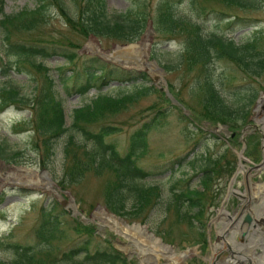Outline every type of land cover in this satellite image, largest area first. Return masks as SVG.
<instances>
[{"label": "rangeland", "instance_id": "rangeland-1", "mask_svg": "<svg viewBox=\"0 0 264 264\" xmlns=\"http://www.w3.org/2000/svg\"><path fill=\"white\" fill-rule=\"evenodd\" d=\"M63 1L68 10L74 9L73 0ZM159 1L151 0L150 5H147V10L152 15L155 13ZM106 2L110 13L126 12L133 7L131 0H106ZM257 2L259 10L253 11L238 8L227 9L215 1L184 0L182 4L176 7V13L182 19L201 22L207 34L224 35L239 44L257 39L260 48L264 49V0H258ZM36 6L35 0H5L3 13L0 14V21L6 16L17 15L23 10H34ZM199 13H201L200 16ZM229 21H234V23L229 25ZM149 23L153 29L148 39L151 42L149 54L156 47L155 52L158 59L163 64L167 63L175 66L178 63V55L182 50V44L178 41L156 40L152 22ZM49 30L66 49L75 51L84 59L96 56L95 53L98 50L107 55L113 54L117 47L109 41L100 42L92 36L88 39L82 38L66 25L64 18L56 9L50 10L48 26L45 30H42L41 34L45 35ZM40 31V29H37L30 35L15 33L12 38L26 41L31 37H36V34ZM144 38L145 35L137 43L144 40ZM3 40V30L0 28V56L5 61L13 62V70L8 73H4L3 68L0 67V146L5 151H14L20 154L15 159L18 162L17 164H14L13 161L7 163L0 160V259L9 261L12 258V250L8 247L11 244L19 243L33 246L37 244L34 229L38 224L42 207L47 208L52 205L56 207L55 213L60 216V220L65 224L67 237L59 243L61 248L68 247L78 238V235L72 230L74 218L59 204L62 201L61 199L45 188L35 189L30 185H24L27 182L40 181L39 177L33 176L29 170L21 168L26 167L38 174L45 169L50 172L54 181V188L61 190L62 192H60L65 198L74 200L82 215L92 221L87 223L82 218L78 219L87 226L93 225L95 227V247L104 249L107 247L105 241H111L118 252L130 258L128 259L130 264H156L155 259H153L152 243L154 241L148 240L142 232L140 233L143 237L134 236L133 239H129L126 236L130 232L115 227L114 222L119 221V224H125L128 227L140 224L148 233H153L155 237L161 238L164 243L171 245L173 248L171 250L162 244L163 248L167 250L166 255L168 257L165 256L157 264H172L171 255L173 253L179 255L189 250L192 251V254L181 260L180 264H204L205 260L203 259L210 258V255L208 251L204 258L201 257L204 255L202 251L204 244L202 242L208 236V226L212 220H218L215 224L220 228L223 221L219 216L227 193L233 188L242 192L246 185V178H249L250 183L261 182L264 184V171L259 177H252V174L247 172L252 163L255 162L249 158L248 137L244 139L247 142L246 144H244L242 138L232 141L230 131L226 126L214 125L205 121L200 115L201 107L197 104V99L194 96L196 94L197 69L188 71L181 67L164 76L152 66L147 65L151 59L146 58L145 52L141 50L118 55L115 65L128 70L145 72L150 80V83H148L150 86L160 84V87H164L163 83L166 81L168 89H172L178 95L179 100L184 104H190L195 111L194 113L190 112L184 105L185 109L182 106L175 108L176 104L172 105L173 108L165 103L159 95L154 94L130 110L111 119L112 124L123 130L111 140L117 143L121 151L124 152L128 146L131 133L139 128L143 119L150 114L149 108L155 102L160 103V106L169 107V112L162 119L160 128L150 133L148 138L149 153L140 161V166L151 174L140 185L146 189L157 187L158 190L151 197V202L149 204L143 203V205L138 199L136 191H128L125 197L126 205L122 212L123 215H117L108 207L106 185L109 177L107 174L100 177L89 174L76 186L67 185L66 188H63L60 185L65 177L63 149L68 136L62 137L57 142L55 156L47 161L46 166L43 167V157L34 148L33 144L34 132L31 123L33 115L29 100H32L35 95V80L41 84L44 78L29 65L22 66V72L18 71V68L14 66L17 57L12 54L8 55ZM36 61L48 66L51 70V77L55 80H58L60 68L66 65L65 58L60 55L48 60L39 58ZM211 71L217 83L224 81L223 85L220 83V86L224 91L223 94L228 97L229 94L244 88L245 84H251V81L245 77L242 70L231 63L216 62ZM259 80L264 86V80ZM119 87L128 86L113 81L109 86L103 87L101 92L115 96L119 94ZM57 90L60 98L64 101L67 127L72 124L74 110L85 106L89 103L90 98L96 97L99 93V90L94 88L85 96L67 97L61 87H58ZM8 92H17L18 96L16 98L24 99L25 103H15L1 107L3 97L4 95L7 97ZM183 113H186L187 118H184ZM262 125L263 120L256 113L251 124L252 127L250 126L247 131L253 133L255 130V133H258L255 135L260 136L261 145L259 154H257L261 156L260 160L263 155L261 147L262 138H264L261 130ZM239 154L244 156L242 161L245 167L238 175L235 185L230 187L232 178L223 173L219 178L214 179L209 189L205 191L200 183L201 172L205 169L206 164L208 165L209 159L216 161L225 156L224 163H232L235 172L238 169ZM255 164H259V162ZM19 184L24 186L21 187ZM44 186L50 188L48 182ZM189 190L205 192L206 208L204 209L205 215H202V218L206 217L208 219L204 220L205 224L202 226L195 219L191 220L187 217L194 216L197 213L196 209L191 208V203L186 201L184 204L183 202L180 204L176 200L175 193L183 192L187 194ZM256 192L254 190V195L258 196ZM247 197L245 194V198ZM244 200V207H254V202L250 204L247 203V199ZM234 201L235 197L232 196L227 202L226 209L230 213H233ZM192 222L196 224L197 228L192 227ZM200 233H203L205 237H201ZM139 238L142 240H139ZM223 252L224 250L220 247H217L215 251L218 255Z\"/></svg>", "mask_w": 264, "mask_h": 264}, {"label": "trees", "instance_id": "trees-1", "mask_svg": "<svg viewBox=\"0 0 264 264\" xmlns=\"http://www.w3.org/2000/svg\"><path fill=\"white\" fill-rule=\"evenodd\" d=\"M34 10H23L14 16H6L0 21L3 30V45L7 47L8 55L17 57L14 66L22 72V66L29 65L44 81L37 80L34 96L29 100L32 110V126L34 132V148L43 157L42 165L51 160L56 154L57 142L68 136L64 145L65 177L60 184L63 188L80 184L89 174L103 176L109 180L106 185L108 207L117 215H123L126 205L125 197L128 191H136L140 202L149 204L157 187L144 188L143 183L151 176L140 166V161L149 153L148 138L151 132L160 128L162 119L168 114L169 107L160 106L155 102L149 108L150 114L143 119L140 127L131 133L124 152L111 139L123 130L110 121L117 115L126 112L147 99L150 95H159L169 106L173 105L170 98L154 86L145 72L127 70L109 64L100 58H82L73 50L66 49L57 41L50 30L42 35V30L48 26L51 9L58 10L66 25L79 36L88 39L90 36L100 42L109 41L114 45H127L138 42L144 36L149 22H152L156 40L166 42L178 41L182 50L178 55L175 66L163 64L158 59L155 48L151 59L159 62L167 73L181 67L188 71L197 69L195 79L197 104L201 107L202 118L214 125L221 124L235 134L231 140L240 138V132L253 123L254 109L264 86L259 79L264 80V49L260 48L258 40L244 44L236 43L224 35L207 34L201 22H193L177 16L176 7L184 0H160L155 13L147 10L151 0H131L133 7L126 12L110 13L106 0H73L74 9L68 10L63 0H35ZM222 4L227 9L259 10L258 0H206ZM4 0H0V14L4 10ZM201 13H199V16ZM232 25L234 21H229ZM40 29L36 37L26 41L14 40L13 34L30 35ZM157 44V43H156ZM159 44V43H158ZM63 56L65 64L60 68L58 80L51 77V70L36 59L48 60L54 56ZM216 62H226L237 66L251 81L245 84L229 97L223 94L224 81L216 82L211 68ZM72 66L73 68H68ZM0 67L4 73L13 70V62L5 61L0 56ZM68 71V72H67ZM227 79V76L225 77ZM113 81L128 87H119V94L112 96L99 92L85 106L74 110L72 124L66 126L65 108L57 88L61 87L67 97L74 95L85 96L91 89L99 91L109 86ZM170 93L182 106L190 112L194 109L190 104H184L178 95L170 89ZM6 92V91H5ZM6 94V93H5ZM3 97V106L24 104V99H17V92H8ZM183 106V107H184ZM173 107V106H172ZM180 108V106H174ZM173 107V108H174ZM184 118H187V115ZM147 119V120H146ZM260 136H248L249 158L257 162L260 155ZM20 153L5 151L0 146V160L7 163L15 160ZM225 156L216 161L209 159L208 165L201 172V186L207 191L220 175L226 173L230 178L234 174L232 163L226 162ZM46 160V161H45ZM208 161V160H207ZM205 192L190 191V194H175L176 200L190 202L192 209H197L191 220L201 221L206 207ZM57 208L48 206L40 209L38 224L34 229L37 244H11L12 258L9 261L0 259V264H130L128 259L118 252L111 241H105L107 247H95V227L85 225L74 219L72 230L78 238L66 248L59 243L66 237L65 224L56 212ZM66 213V211H65ZM63 223V224H62ZM192 226H195L193 222ZM201 237L203 233H200Z\"/></svg>", "mask_w": 264, "mask_h": 264}, {"label": "flooded vegetation", "instance_id": "flooded-vegetation-1", "mask_svg": "<svg viewBox=\"0 0 264 264\" xmlns=\"http://www.w3.org/2000/svg\"><path fill=\"white\" fill-rule=\"evenodd\" d=\"M251 188H252V185H250V187L245 185L244 189H242V193L233 192L232 189L229 190L228 193H231L232 195H234L235 201H236V202L234 201V203H233V205H234L233 212L243 213L245 211V209H244L245 200L244 199H247V198H245V194L247 195V192H250ZM243 193H245V194H243ZM262 196L264 197V193L261 196H259V198L257 197L258 200L255 199L254 207L250 208L251 213H257L259 215L264 214V207H263L264 206V198ZM247 203H248V201H247ZM250 204H252V202ZM262 211H263V213H262ZM244 216L245 215H243L242 218H244ZM219 217L223 221L220 225V228H218L217 224H215V222L218 220L211 221L209 226H208V229L210 227H212L211 240L209 239V234H208V241H207V250L209 251L210 258L203 259V260H205V264H210V262H212L213 264H218L221 257H224V255L226 256L228 254L227 252L221 253L220 255L215 253L216 247L214 244L217 241L223 240L222 232L224 231L225 222L229 221L231 219V217L229 215H226V213L221 212V211H220ZM246 218L247 217H245V220H246ZM263 218H264V216H263ZM257 222H258L257 227L259 229L258 232L254 230L255 232L252 233L251 237L248 240H245V238L243 239L246 242V245H247V243L249 245V246L245 245V247L243 248V252H245L246 256H247V258L245 260L246 264H264V261H263L264 260V245H263L264 242L256 245L257 244L256 242H258V239H257L258 236H261L264 239V221L259 220ZM262 226H263V228H262ZM238 235L239 234H236V236H238ZM230 238H231V236H230ZM236 240H241V237H236ZM208 251H207V253H208ZM201 257L204 258L203 256H201ZM210 259H211V261H210Z\"/></svg>", "mask_w": 264, "mask_h": 264}, {"label": "water", "instance_id": "water-1", "mask_svg": "<svg viewBox=\"0 0 264 264\" xmlns=\"http://www.w3.org/2000/svg\"><path fill=\"white\" fill-rule=\"evenodd\" d=\"M151 32H153V30H152L151 26L149 25V27H148V29L146 31V34H145V38L141 42L132 43V44H129V45H126V46H117L116 50L114 51V53L110 54V55H107V54H105V53H103V52H101L99 50L96 51L95 54L98 57H100L102 60H104L106 62H109V63H114V64H116V60H117L119 54H128L129 52H132L134 50H141V51L145 52L146 58H150L149 50H150L151 42L148 41V39H149V36H150ZM147 65L148 66H152L156 71H158V72L162 73L164 76H166L165 70L158 64V62L156 60H151L149 62V64H147ZM163 84H164V87H160V84H156V85L160 88L161 92L165 93L172 100V102L174 104H178L174 100L172 95L170 94V92L168 90V87H167V84H166V81ZM262 111H264V95L259 99L258 108L256 109V112H258L259 115L262 114ZM243 136H246L245 132L243 133ZM240 158H242V155H240ZM263 167H264V162L262 164H260V165L254 166L253 168H251V170L252 171H256V170L259 171ZM243 168H244V165L242 163H240L239 164V169H243ZM29 171L32 172V174L39 176L42 180H46L50 184V188H53L54 182L52 180V177H51L49 171L44 170V171H42L41 174H37L35 171L30 170V169H29ZM28 185H30L31 187H34L35 189H40L42 187L39 182H31V183H28ZM52 193H54L55 196H57L58 198L62 199L61 205L63 206V208L65 210L68 211V213L71 216H73V217L82 216V214L78 210L77 204L75 203L74 200H66L63 197V195L60 192H58L57 190H55V189H53ZM82 219L85 220L84 217H82ZM87 221H89V220H87ZM245 222H247L249 224H252L253 218L251 216H247ZM245 222H243V223H245ZM137 225L140 226V224H137ZM240 225H242V223H240ZM243 236L246 237L247 233L244 232ZM165 246H167V245H165ZM186 257L187 256H185V254H184L183 258H186Z\"/></svg>", "mask_w": 264, "mask_h": 264}, {"label": "bare ground", "instance_id": "bare-ground-1", "mask_svg": "<svg viewBox=\"0 0 264 264\" xmlns=\"http://www.w3.org/2000/svg\"><path fill=\"white\" fill-rule=\"evenodd\" d=\"M254 189L257 191L258 195L261 196L263 194L262 191H264V184L257 185ZM262 213H263V211H262ZM261 216L263 217L264 214H261ZM114 224L116 225L115 227L120 228L122 231L128 230L130 233L127 234L126 237H128L130 239H133L134 236L135 237H137V236L138 237L139 236L143 237L142 234L140 233V232H142V233H144L146 235V237L148 238V240L150 239V240L154 241V243H152V245H153V254H154L153 259H155V263L156 264L159 262V260L164 259L165 256H167L166 255L167 250L163 248L162 243L158 239H155V237L152 234L148 233L146 229L142 228L141 226H137V225H135L133 227H128L125 224H121V223L119 224V221H115ZM262 228H263V226H262ZM140 239L141 238H139V240ZM256 243H258V242H256ZM221 245H223V250H225L226 247L228 246V242L225 240V238H224V242L222 241V243L220 244V246ZM227 252H228V254L226 256L224 255V257H221V259L219 258L220 260H219L218 264H239L240 263V258L242 256L239 254V252L237 251V249H234V250L229 249ZM171 258H172V264H180V261L183 260V255L178 257L176 253H173L171 255ZM210 261H211V259H210Z\"/></svg>", "mask_w": 264, "mask_h": 264}]
</instances>
